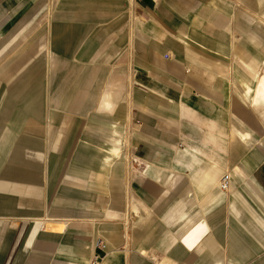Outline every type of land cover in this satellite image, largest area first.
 Instances as JSON below:
<instances>
[{"label": "crops", "instance_id": "0c3cea01", "mask_svg": "<svg viewBox=\"0 0 264 264\" xmlns=\"http://www.w3.org/2000/svg\"><path fill=\"white\" fill-rule=\"evenodd\" d=\"M46 1L0 0V60ZM63 4L5 74L0 264H264V0H131L127 84L118 64L100 93L112 34L89 16L123 0ZM64 110L100 124L70 161L45 153Z\"/></svg>", "mask_w": 264, "mask_h": 264}, {"label": "rangeland", "instance_id": "374dc122", "mask_svg": "<svg viewBox=\"0 0 264 264\" xmlns=\"http://www.w3.org/2000/svg\"><path fill=\"white\" fill-rule=\"evenodd\" d=\"M130 1L131 0H123V4L117 7L116 11L112 14H105V15H90L89 17L95 19V23L92 25V29L96 32L97 29L106 26L111 30L112 34V42L111 47L109 49V55L110 59L108 60H102V61H96L93 65H98L99 69L103 72V80L101 81V85L99 89V93L101 88L104 89L106 82H107V76L108 71H110L114 66L124 65L126 70V84L129 76V56H128V43H129V35L131 32V25H130V18L132 15V8H130ZM46 7L42 10V12L39 14V16L35 19V21L26 29V31L16 39L13 44L10 45L8 52L2 56L0 60V78L3 82L2 89L0 91V96L4 97L8 93V89L6 86L7 78L5 74L9 71L15 68V65L26 56L29 51L32 49L33 59H38L39 54L41 53L42 49L41 47H38L36 44L35 46H32V42L35 38L39 37V35H42L46 31L49 30L48 33L51 34L53 30V26L56 21L60 22L64 19L65 14H62V10L65 8V4H63V0H60L58 2H55L54 0H47L46 1ZM65 10L63 11V13ZM20 69H16V71H13L11 76L8 78L9 80L15 78L18 76V78L21 77ZM18 72V73H17ZM17 78V79H18ZM127 93L125 95V99L121 102L120 108H121V119L125 121V125L128 123L129 113L131 111V106L127 102ZM98 103L94 105L92 108L93 112H96L98 109ZM63 115L61 116L60 121L55 123L58 128V133H61V129L65 128L66 131L64 135L59 137V142H55V144H52V146H48V139H50L51 133H49V125L52 123L51 115H47L46 119L43 123H45V136H46V148L45 153L49 156V154L54 151L56 152V156L61 157H68V160L74 159L77 157V155L80 153V150L78 148V140H83L84 133L88 132V127L93 128H99L100 124L97 122L96 118L92 117L91 115H80L78 113H75L73 111L64 110L62 111ZM111 114V113H109ZM80 120L79 123L76 125L74 134L72 135V138L70 140V149H66L64 147V143L67 140V136L69 134V129L71 126V123L76 122V120ZM68 123V124H66ZM64 132V130H63ZM56 140V136L54 137ZM56 157V159H57ZM49 158V157H48ZM49 163V160H46ZM46 162V163H47ZM48 166V165H46ZM49 187L48 184L45 185V196L48 198V192ZM80 202V201H79ZM85 203V202H81ZM46 206H48V200L45 202ZM34 220V217H31L29 219H24V221H27V227L32 223ZM22 219H15L14 227L15 230L19 227V225L23 224ZM64 225V224H63ZM60 223H57L55 221L50 220L49 218H46L44 220V227L43 229L51 231V230H60V226H63ZM27 229V228H26ZM27 231V230H26ZM25 237V236H24Z\"/></svg>", "mask_w": 264, "mask_h": 264}, {"label": "built area", "instance_id": "2783aa9c", "mask_svg": "<svg viewBox=\"0 0 264 264\" xmlns=\"http://www.w3.org/2000/svg\"><path fill=\"white\" fill-rule=\"evenodd\" d=\"M229 185H230V174H225L223 176V179H222V182H221V187L223 189H227V188H229ZM98 244L102 245V242L99 241Z\"/></svg>", "mask_w": 264, "mask_h": 264}, {"label": "bare ground", "instance_id": "6f19581e", "mask_svg": "<svg viewBox=\"0 0 264 264\" xmlns=\"http://www.w3.org/2000/svg\"><path fill=\"white\" fill-rule=\"evenodd\" d=\"M224 190V189H223Z\"/></svg>", "mask_w": 264, "mask_h": 264}]
</instances>
